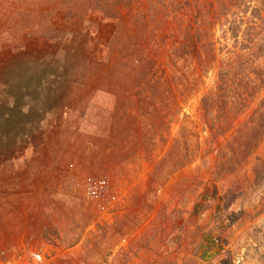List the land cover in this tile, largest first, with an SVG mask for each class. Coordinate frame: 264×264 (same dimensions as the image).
Listing matches in <instances>:
<instances>
[{"label": "rangeland", "instance_id": "374dc122", "mask_svg": "<svg viewBox=\"0 0 264 264\" xmlns=\"http://www.w3.org/2000/svg\"><path fill=\"white\" fill-rule=\"evenodd\" d=\"M236 4L0 0V244L43 246L46 264H264V180L252 185L264 137L217 179L218 151L241 147L231 131L211 146L202 118L220 69L245 59L264 72V26L245 37L251 10ZM88 175L110 179V200L84 194Z\"/></svg>", "mask_w": 264, "mask_h": 264}, {"label": "trees", "instance_id": "16d2710c", "mask_svg": "<svg viewBox=\"0 0 264 264\" xmlns=\"http://www.w3.org/2000/svg\"><path fill=\"white\" fill-rule=\"evenodd\" d=\"M235 2L237 4L236 11H233L234 15L238 16L240 12L248 13L251 10V17H249L246 22L248 25L247 30L244 33L245 37L249 38L250 35L252 36L254 33H258V29H260L261 25L264 26V8L259 5L252 7L251 1L247 0H235ZM222 4L223 6L219 13L225 12L226 15L230 12L231 8L224 5V3ZM258 21L260 24H258ZM223 25H227L232 36L238 40L239 32L241 31V24L238 23L236 19H226ZM223 32L225 33L227 31L224 30ZM196 33L198 34L197 39L195 34L194 36H191V41L193 42L192 45L194 47L197 45L200 46L201 54H205L206 57L207 45L206 40L203 39L206 35L198 31H196ZM209 45L212 50L214 44L209 41ZM212 62H214V58L212 59ZM247 63L248 62L245 59H238L231 62L228 65V68L220 69L215 90L205 94L201 100V108L203 110L202 118L205 127L208 128L210 133L206 142L211 146H214L217 144L219 135H225L228 131H231L232 138L234 141L237 140L235 143L241 147L240 150L238 147H235L233 152L232 150L226 151L225 148L218 151L219 157L222 154L226 161L225 163L218 161L219 163H217L214 171V175L217 179H220L229 173H234L244 166L246 161L252 157L258 149L260 142L264 137V98L260 101L259 106L252 110V115H250L247 120L238 122L240 117L248 113L250 104L253 103V100L250 101V98H257L258 93L264 90V83H262L264 72L260 71L252 64L250 66L254 71L247 73L245 71L248 66ZM251 74H257L258 77H252ZM251 89H254V92L250 93ZM186 129L187 128L183 129V136H185ZM200 146L201 142L198 140V152ZM210 151L211 149L207 150L201 156L203 161L206 160L205 157ZM189 155L190 154L187 151L183 156L184 159L182 161L179 160L181 168L185 167L187 163H191L192 160ZM227 155H230L228 156L230 158H228ZM263 180L264 157L260 159L256 166L252 185H259ZM231 203L232 201L229 200L228 195H225L223 205L227 207ZM227 218L231 219V217Z\"/></svg>", "mask_w": 264, "mask_h": 264}, {"label": "built area", "instance_id": "2783aa9c", "mask_svg": "<svg viewBox=\"0 0 264 264\" xmlns=\"http://www.w3.org/2000/svg\"><path fill=\"white\" fill-rule=\"evenodd\" d=\"M79 186L88 198L97 201L110 200L111 182L106 176L88 175L80 181ZM45 254L46 249L43 246L36 248L21 244L10 247L0 244V264H46Z\"/></svg>", "mask_w": 264, "mask_h": 264}, {"label": "crops", "instance_id": "0c3cea01", "mask_svg": "<svg viewBox=\"0 0 264 264\" xmlns=\"http://www.w3.org/2000/svg\"><path fill=\"white\" fill-rule=\"evenodd\" d=\"M22 78V79H21ZM15 80H17L18 81V88H22V87H24L25 86V84H24V82L26 81L25 80V78L23 79V77H21V75H20V77H18L17 79L15 78ZM9 85V84H8ZM7 92L9 93V95L11 94L12 95V97L13 98H16L17 99V101H18V99L21 97V98H23V93H21V91L19 90V91H17V93H16V91H11V89H10V87H8L7 88ZM11 92H13V93H11ZM37 107V106H36ZM36 107H34L31 111H33V113L34 112H38L37 111V109H36ZM8 113H10V112H8ZM45 156H49V160L51 161V156H52V152L49 150L48 152H46V154H42L41 155V157L42 158H44ZM21 162V164L23 163L24 164V161H23V159H21V156H19V160H18V162ZM20 164V163H19ZM51 169H52V167H51Z\"/></svg>", "mask_w": 264, "mask_h": 264}]
</instances>
